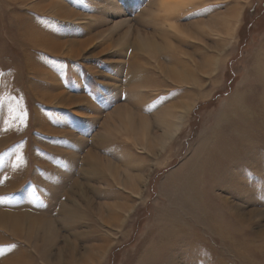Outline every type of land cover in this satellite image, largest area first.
Segmentation results:
<instances>
[{
	"label": "rangeland",
	"instance_id": "1",
	"mask_svg": "<svg viewBox=\"0 0 264 264\" xmlns=\"http://www.w3.org/2000/svg\"><path fill=\"white\" fill-rule=\"evenodd\" d=\"M0 264H264V0H0Z\"/></svg>",
	"mask_w": 264,
	"mask_h": 264
},
{
	"label": "bare ground",
	"instance_id": "2",
	"mask_svg": "<svg viewBox=\"0 0 264 264\" xmlns=\"http://www.w3.org/2000/svg\"><path fill=\"white\" fill-rule=\"evenodd\" d=\"M127 111H128V110H127ZM124 112H126V110H125ZM240 219H242V218H240Z\"/></svg>",
	"mask_w": 264,
	"mask_h": 264
}]
</instances>
